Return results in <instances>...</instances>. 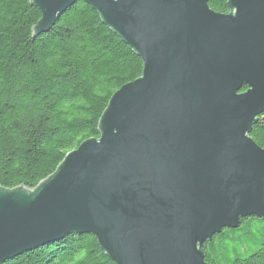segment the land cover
I'll return each mask as SVG.
<instances>
[{
	"label": "water",
	"instance_id": "water-1",
	"mask_svg": "<svg viewBox=\"0 0 264 264\" xmlns=\"http://www.w3.org/2000/svg\"><path fill=\"white\" fill-rule=\"evenodd\" d=\"M89 4L142 60L35 187H0V264L90 234L116 264H208L203 245L264 216V0H30L35 34ZM246 86L245 91H240Z\"/></svg>",
	"mask_w": 264,
	"mask_h": 264
},
{
	"label": "trees",
	"instance_id": "trees-1",
	"mask_svg": "<svg viewBox=\"0 0 264 264\" xmlns=\"http://www.w3.org/2000/svg\"><path fill=\"white\" fill-rule=\"evenodd\" d=\"M219 13L228 0H208ZM30 0H0V187H35L88 138L112 94L140 77L141 58L78 2L45 32ZM242 86L240 91H245ZM249 136L264 148V114ZM208 264H264V216L203 245ZM3 264H116L90 234H70Z\"/></svg>",
	"mask_w": 264,
	"mask_h": 264
},
{
	"label": "bare ground",
	"instance_id": "bare-ground-1",
	"mask_svg": "<svg viewBox=\"0 0 264 264\" xmlns=\"http://www.w3.org/2000/svg\"><path fill=\"white\" fill-rule=\"evenodd\" d=\"M213 237H214V236H213ZM213 237H212V238H213ZM212 238H211V239H212ZM211 239H210V240H211ZM207 241H208V240H207ZM204 244H205V243H204Z\"/></svg>",
	"mask_w": 264,
	"mask_h": 264
}]
</instances>
